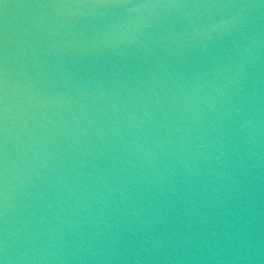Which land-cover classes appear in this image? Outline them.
I'll list each match as a JSON object with an SVG mask.
<instances>
[{
    "label": "water",
    "instance_id": "95a60500",
    "mask_svg": "<svg viewBox=\"0 0 264 264\" xmlns=\"http://www.w3.org/2000/svg\"><path fill=\"white\" fill-rule=\"evenodd\" d=\"M37 2L0 5L5 264H264V2Z\"/></svg>",
    "mask_w": 264,
    "mask_h": 264
},
{
    "label": "snow or ice",
    "instance_id": "6c2138e0",
    "mask_svg": "<svg viewBox=\"0 0 264 264\" xmlns=\"http://www.w3.org/2000/svg\"><path fill=\"white\" fill-rule=\"evenodd\" d=\"M96 3L101 2H110L114 6H119L122 0H95ZM264 2V0H262ZM0 5H5V0H0ZM26 6H38V7H57L62 6L56 2V0H44V2H38L35 5H26ZM163 6H171V7H187V6H195V7H223V6H231L225 3H222L221 0H197V2L193 5L185 4L182 0H171V3L165 4ZM3 38L0 37V158L3 156L4 151V140L6 138V120L8 113V96H7V71H6V63L4 56V48H3ZM0 166H2V159H0ZM3 184V174L0 173V185ZM3 195L2 189H0V196ZM0 206L3 205V201L0 200ZM6 207V206H5ZM6 257H0V264H5Z\"/></svg>",
    "mask_w": 264,
    "mask_h": 264
},
{
    "label": "clouds",
    "instance_id": "9594fccd",
    "mask_svg": "<svg viewBox=\"0 0 264 264\" xmlns=\"http://www.w3.org/2000/svg\"><path fill=\"white\" fill-rule=\"evenodd\" d=\"M213 30H214V31L216 30L215 26H214Z\"/></svg>",
    "mask_w": 264,
    "mask_h": 264
}]
</instances>
